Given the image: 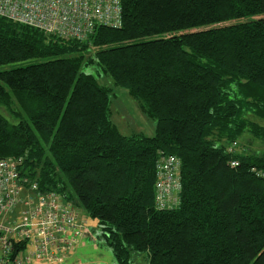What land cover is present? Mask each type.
<instances>
[{"label":"trees","instance_id":"1","mask_svg":"<svg viewBox=\"0 0 264 264\" xmlns=\"http://www.w3.org/2000/svg\"><path fill=\"white\" fill-rule=\"evenodd\" d=\"M12 63L0 71V159L97 219L118 264L134 252L264 264V0H122L120 25L86 39L0 16V66ZM93 69L156 121L153 136L119 131ZM162 155L180 160L181 189L158 209Z\"/></svg>","mask_w":264,"mask_h":264},{"label":"built area","instance_id":"2","mask_svg":"<svg viewBox=\"0 0 264 264\" xmlns=\"http://www.w3.org/2000/svg\"><path fill=\"white\" fill-rule=\"evenodd\" d=\"M0 16L47 34L86 39L98 26L120 25L122 0H0ZM19 163L0 159V264H39L35 260L55 264L84 235L79 211L55 192L40 193L36 182L20 176ZM156 166L157 208L165 209L181 189V162L174 155H162ZM25 191L30 194L23 200ZM22 202V222L14 225L8 215ZM68 231L73 234L66 235ZM29 241L34 244L32 252L24 258L15 253L18 243Z\"/></svg>","mask_w":264,"mask_h":264},{"label":"rangeland","instance_id":"3","mask_svg":"<svg viewBox=\"0 0 264 264\" xmlns=\"http://www.w3.org/2000/svg\"><path fill=\"white\" fill-rule=\"evenodd\" d=\"M20 64L12 63L1 65L0 71L14 68ZM94 70L95 69L92 71L95 76L97 75L96 77L100 80V82L111 89V119L119 131L124 135L141 133L148 137L153 136L156 131V121L149 118L142 112L137 101L129 95L127 89L120 86H115L113 80L109 76L105 75L104 73L98 75ZM2 112L6 116H9L4 109ZM259 123L264 126V121H260ZM239 143L240 145L244 143L247 148L249 147L258 152L261 150V147L258 145V143L249 144L247 141H242ZM240 150L241 149H238L237 151ZM9 216L10 220L12 219L14 225L15 222H22V215L20 213L15 212ZM88 220L90 222V225L88 224V226H92L93 228L92 232L94 234H91L93 235L97 246H94L95 249L91 247L87 250L80 251L77 253V255H75L73 247V250H71V252L68 254L67 260L65 262L63 261L64 264H118L112 249L105 243L99 221L89 216ZM33 250L34 244H32V241H29L26 243V248L22 252V255L26 256ZM140 255L141 256L136 258L132 256L131 264H148V260L145 261L142 256L143 253H140ZM35 263L46 264V262L37 260H35Z\"/></svg>","mask_w":264,"mask_h":264},{"label":"crops","instance_id":"4","mask_svg":"<svg viewBox=\"0 0 264 264\" xmlns=\"http://www.w3.org/2000/svg\"><path fill=\"white\" fill-rule=\"evenodd\" d=\"M28 194H30L29 193V191H25L23 194H22V199L23 200H25L26 199V196L28 195ZM37 193H33V196L34 197H36L37 195H36ZM24 206H23V202H22V204H20L19 206H18V208L15 210V212H17V213H20L21 214V209L23 208ZM76 207V209H78V211H79V221L81 222V224L83 225V229H84V235L83 236H81L80 238H78V240L73 244V246H72V248L74 249V252H75V255H77V253H79L80 251H84V250H87V249H89V248H93V249H95V245L97 246V243L95 242V239L93 238V235L92 234H94L93 232H92V226L91 227H89L88 226V224L90 225V222H89V220H88V215L80 208V207H77V206H75ZM14 212V213H15ZM12 214V213H11ZM10 215V214H9ZM8 215V221H12V219L10 220V216ZM92 233V234H91ZM73 234V232L72 231H68V232H66V235H68V236H70V235H72ZM26 248V247H25ZM24 248V249H25ZM70 249V250H68L67 251V253L65 254V257L64 258H62V261H60V262H56L55 264H64V262L67 260V258H68V254H69V252H71V250H73V249ZM24 249L23 250H21V251H19L18 252V254H19V256H21V257H25V256H23L22 255V252L24 251ZM139 256H141L139 253H136V252H134L133 253V257H139ZM143 256V258H144V260L146 261V260H148V256L146 255V254H144V255H142ZM64 261V262H63Z\"/></svg>","mask_w":264,"mask_h":264}]
</instances>
